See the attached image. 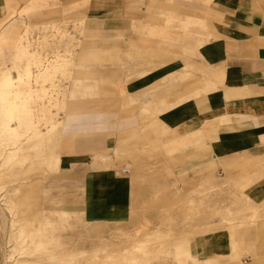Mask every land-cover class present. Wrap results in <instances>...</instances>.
Masks as SVG:
<instances>
[{"label":"rangeland","instance_id":"obj_1","mask_svg":"<svg viewBox=\"0 0 264 264\" xmlns=\"http://www.w3.org/2000/svg\"><path fill=\"white\" fill-rule=\"evenodd\" d=\"M220 1L264 28V0H14L0 18V264H264V176L220 175L200 130L161 120L209 87ZM123 167L130 217L86 221V171Z\"/></svg>","mask_w":264,"mask_h":264},{"label":"crops","instance_id":"obj_2","mask_svg":"<svg viewBox=\"0 0 264 264\" xmlns=\"http://www.w3.org/2000/svg\"><path fill=\"white\" fill-rule=\"evenodd\" d=\"M15 1L20 12L37 5V0ZM13 4L14 0H0V18ZM216 7L224 14L225 43L211 42L206 53L205 61L211 70L209 87L200 88L198 93L196 90L187 102L161 113V120L179 134L184 133L187 122L200 130L209 149L208 163L215 165L220 175L241 165L250 173V179L259 180L264 176V28L238 14V5L220 1ZM9 14H14V10ZM177 97L175 100L179 101L180 96ZM184 108L188 110L186 118ZM130 179V174L122 175L120 169H88L83 180L84 219H128L135 192ZM229 235L236 248L243 251L244 236L238 231Z\"/></svg>","mask_w":264,"mask_h":264},{"label":"built area","instance_id":"obj_3","mask_svg":"<svg viewBox=\"0 0 264 264\" xmlns=\"http://www.w3.org/2000/svg\"><path fill=\"white\" fill-rule=\"evenodd\" d=\"M130 173H131V169L128 167H123L120 169V174H122V175H128Z\"/></svg>","mask_w":264,"mask_h":264},{"label":"bare ground","instance_id":"obj_4","mask_svg":"<svg viewBox=\"0 0 264 264\" xmlns=\"http://www.w3.org/2000/svg\"><path fill=\"white\" fill-rule=\"evenodd\" d=\"M5 82H6V81H5ZM4 100H6V99H4ZM6 102L8 103V101H7V100H6ZM9 107H10V106H9ZM7 109H8V108H7ZM14 109H15V108H14ZM14 109H13V110H14ZM11 111H12V110H11ZM12 112H13V111H12ZM9 113H10V112H9Z\"/></svg>","mask_w":264,"mask_h":264}]
</instances>
